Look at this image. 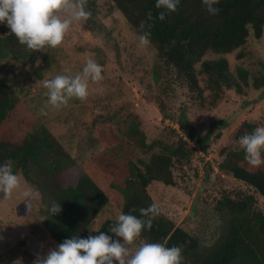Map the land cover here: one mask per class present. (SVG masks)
<instances>
[{"label": "trees", "instance_id": "obj_1", "mask_svg": "<svg viewBox=\"0 0 264 264\" xmlns=\"http://www.w3.org/2000/svg\"><path fill=\"white\" fill-rule=\"evenodd\" d=\"M111 1L113 8L138 35L149 34V43L166 68L173 71L180 86L193 95L202 100L207 95L212 99L211 105L215 106L224 89L242 94L244 88L249 87L246 70L240 68L234 76L227 59L206 60L205 57L208 53L232 54L245 46L251 37L261 39L264 0H220L215 5L219 9L216 15L206 11L202 0H180L177 11L171 13L157 9L156 0ZM89 2H86V9L92 5ZM161 11L166 14L163 21L158 18ZM149 12L152 20L148 19ZM6 27V24H0V31L4 32ZM1 48L2 53L11 56L13 61L33 67L43 52L28 50L11 32L2 38ZM50 61L47 60L45 65L49 66ZM46 66L34 68L37 80L43 79ZM253 87L256 90L264 88V74L254 78ZM21 103L13 87L1 81L0 165L12 160L14 173L34 189V197L43 208L42 225L57 245L74 237L98 235L91 231L92 224L109 204L120 213L143 219L139 209L155 202L149 188L154 184L177 187L175 169L193 164L196 149L189 146L187 139L196 140L202 152L207 154L211 143L222 136L219 132L213 138L212 130L199 137L191 127L181 125L179 129L186 134V139L180 134L173 135L160 152L145 160L134 154L136 148H151L141 118L133 115L123 122L124 125L115 127L113 119H105L98 126L103 152L80 165L43 122L20 116ZM217 125L223 129L226 124L221 121ZM256 127L251 122L243 123L236 130L233 141L239 143L241 136L251 134ZM218 169L243 184L249 192L240 191L233 196L222 192V198L214 208L219 233L211 244H205L178 226L163 211L153 221L151 230L146 228L142 232L141 239L169 248L179 247L182 264H264V212L258 208V197L264 199V165L251 166L245 159V151L238 145H231ZM72 170L80 174L77 181L69 175ZM53 202L61 205L59 214L51 213ZM115 223V219H108L99 230L112 235L108 230ZM0 264L13 263L6 261L0 253Z\"/></svg>", "mask_w": 264, "mask_h": 264}, {"label": "rangeland", "instance_id": "obj_2", "mask_svg": "<svg viewBox=\"0 0 264 264\" xmlns=\"http://www.w3.org/2000/svg\"><path fill=\"white\" fill-rule=\"evenodd\" d=\"M86 2L92 3L86 9L91 16L86 21L74 22L62 45L43 50L34 67L24 66L2 53V38L11 31L8 27L0 31V82L6 81L21 99L20 116L43 122L80 165L103 152L98 126L105 119H113L115 127L124 125L133 115L141 118L151 148H136L134 154L145 160L160 152L173 135L185 138L186 134L179 129L181 125L191 127L199 137L213 130L215 138L221 132V138L211 143L207 154L196 140L187 139L197 156L191 166L175 169L177 187L154 184L149 188L151 197L169 218L205 244H211L219 233L214 208L222 192L232 196L240 191L249 192L243 184L222 174L218 165L231 145L241 147L233 141V136L243 123L264 126V88L253 87L254 78L264 74V34L259 40L251 37L232 54L206 55V60L227 59L234 76L240 68L249 73L250 85L242 94L224 89L212 106L207 95L202 100L180 86L156 49L150 43L140 44L141 36L113 8L111 0ZM89 58L102 66L103 80L89 82L90 94L85 102L72 99L67 106L53 109L47 103L44 80L61 74L74 76L82 71ZM47 60H51L49 66L45 65ZM45 66L43 79L37 80L34 68ZM221 121L226 124L223 129L217 125ZM77 172H69L73 181L79 179ZM21 179L23 187L30 189L33 196L26 201L19 194L10 200L0 199V253L9 263L33 264L37 254L44 256L58 245L42 225L43 208L34 197V189ZM258 208L264 212V199L260 197ZM119 214L113 205H107L91 229H100L105 221L116 220ZM26 255L29 258H24Z\"/></svg>", "mask_w": 264, "mask_h": 264}, {"label": "clouds", "instance_id": "obj_3", "mask_svg": "<svg viewBox=\"0 0 264 264\" xmlns=\"http://www.w3.org/2000/svg\"><path fill=\"white\" fill-rule=\"evenodd\" d=\"M219 2L202 0L210 15L218 13L215 5ZM179 3L180 0H156V7L171 13L177 11ZM85 5L86 0H0V24H6L18 42L32 52L43 51L46 47L58 48L74 22L86 21L91 16ZM158 18L165 20V12L161 11ZM148 19H153L150 12ZM148 35L146 33L140 37L142 46L149 44ZM102 72V66L89 58L82 71L74 76L61 74L44 80L47 103L58 110L67 106L72 99L85 102L90 94L89 82H101L104 78ZM239 144L251 166L258 168L264 165V126H258L251 134L241 136ZM13 163L9 159L0 165V199L10 200L19 194L24 201L29 200L33 193L23 187L21 177L13 171ZM50 211L56 215L62 211V207L53 202ZM161 211L153 202L147 208L139 209L143 219L121 213L108 230L112 235L91 229L99 234L66 239L46 255L37 254L33 264H182L179 247L169 248L141 239L142 232L146 228L151 230L153 221L161 215Z\"/></svg>", "mask_w": 264, "mask_h": 264}]
</instances>
